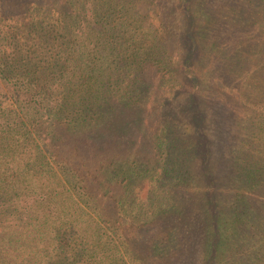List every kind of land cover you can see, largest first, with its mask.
I'll return each instance as SVG.
<instances>
[{"label": "trees", "instance_id": "1", "mask_svg": "<svg viewBox=\"0 0 264 264\" xmlns=\"http://www.w3.org/2000/svg\"><path fill=\"white\" fill-rule=\"evenodd\" d=\"M219 1L0 0V264H137L131 246L145 238L134 230L128 236L125 226L157 219L164 234L158 239L176 243L181 228L178 218L166 216L177 208L170 201L196 194L199 174L207 182V153L196 141L177 147L178 135L163 129L150 144L161 157V172L151 179L170 196L143 205L128 184L155 166L124 157L116 146L124 147L125 133L139 131L153 112L175 116L161 103L187 92L180 78L191 75L190 59L175 60L173 38L186 44L194 64L206 54L200 40L209 38ZM251 1L264 7V0ZM174 6L190 20L186 39L185 30L176 37L162 22ZM245 10L242 22L256 25L261 17ZM212 39L210 47H218V37ZM257 88L259 106L264 84ZM263 110L252 118L251 139L231 150L220 187L226 196L202 201L213 230L201 244V264H264ZM114 137L120 139L111 157L106 151ZM199 156L200 173L193 163ZM110 182L124 183L126 192L112 200ZM111 200L115 213L107 217L102 202L111 206ZM168 245L155 243L149 256L167 258Z\"/></svg>", "mask_w": 264, "mask_h": 264}, {"label": "rangeland", "instance_id": "2", "mask_svg": "<svg viewBox=\"0 0 264 264\" xmlns=\"http://www.w3.org/2000/svg\"><path fill=\"white\" fill-rule=\"evenodd\" d=\"M216 6L218 11L213 17L216 21L214 25H209L210 30L207 32L209 38L200 40L201 48L206 54L200 52L194 64V60L191 61L190 57L191 51L185 48L186 44L183 46L179 39L173 38L174 42L171 45L175 51V60L188 61L190 59L185 68H187L186 72L191 75L180 78V81L185 85L184 88L188 89L187 92L174 91L179 93L177 98H172V102L163 101L161 103L166 112L171 111L175 116L153 112L142 120V127L139 131L131 132L132 134L125 133L124 138L127 143L124 147L116 146L117 151H120L124 157L138 156V159L145 162L148 167L154 168L155 166L154 169L149 170L147 177L143 176V179L128 184V192L136 196L137 201L144 203L143 205L148 203L146 200L150 197L170 196L169 189L154 182L159 171L161 172V157L150 150L152 149L150 144L154 143L156 135H163V129H168L170 138L176 139V134L178 135L177 147L191 146V143L196 141L201 150L208 155L205 159V161L208 159L207 182H203V178L199 174L197 183L200 185L196 188V194L190 193L188 197L180 190L176 192V195L178 193L180 197L186 195L185 197L189 200L170 201V203H177V208L176 211L169 212L166 216L172 219L178 218L180 221L181 230L176 243L172 242L168 236L163 242L158 239L160 235H164L161 233L159 219L154 225H146L149 228L148 231L141 230L146 228L143 227L144 225L125 226L128 236L131 233L130 230H134L137 237L143 234L145 238V241L144 239L138 240L141 245L137 242V246H131L134 253L137 254V264H201L202 247H205L203 243L207 241L210 231L213 230V226H209L205 219L207 209L203 208L202 201L216 199L213 202L217 203L218 200L226 196L220 192V187L225 183V166L230 165L231 150L235 149L241 141L251 139L252 118L257 114L255 111L264 106V101L261 103L263 99L258 102L259 106L256 104L257 85L264 84V74H261L264 68L257 71V68H262L264 65V24L260 23L261 18L264 19V7L252 1L247 3V0H222ZM245 8V12L253 14L255 19L256 15L261 17L259 21L256 20V25L243 23L240 19L239 11ZM176 9V6L172 7L169 14L166 8L161 19L168 26L169 32L172 30L176 37L182 36V33H179L185 30L186 36L183 37L186 39L191 34L187 29L190 20L186 19L182 13L177 12ZM253 15L252 17H254ZM203 17L201 14L202 19ZM217 19L220 23L218 26H216ZM156 23L158 24V22ZM214 36L218 37V47L212 48L210 44L214 43L212 39ZM244 46L251 47L247 53H243ZM169 107L173 108L169 109ZM116 120L118 118H115ZM183 125L188 129H183ZM193 126L199 129L198 137V131L194 130ZM153 128L156 130L154 131ZM119 139L118 137L112 138L111 145L113 147L109 148L108 146L107 155L111 157L115 155L114 146L118 145L116 142ZM186 139L193 140L187 141ZM114 140L116 141L114 142ZM202 161L203 158L199 156L196 162H193L198 173L205 162L202 164ZM194 165L192 164V166ZM152 177L154 179H151ZM109 186L111 191L109 196L113 198L112 200H115L120 192H126L127 189L124 183L117 185L115 182H110ZM205 190H208L210 197ZM112 200L110 201L111 206L109 202H102L107 217L114 216L115 213V202L113 203ZM180 204L183 206L179 208ZM196 240L199 244H193ZM157 242L168 243V246L172 248H169L170 255L167 258H161L157 253L149 256L153 252L152 247ZM127 261H129V257ZM130 264L133 263L130 261Z\"/></svg>", "mask_w": 264, "mask_h": 264}]
</instances>
